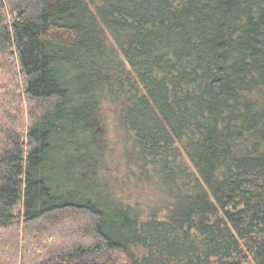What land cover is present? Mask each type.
<instances>
[{
  "label": "trees",
  "instance_id": "1",
  "mask_svg": "<svg viewBox=\"0 0 264 264\" xmlns=\"http://www.w3.org/2000/svg\"><path fill=\"white\" fill-rule=\"evenodd\" d=\"M0 264H264V0H0Z\"/></svg>",
  "mask_w": 264,
  "mask_h": 264
},
{
  "label": "rangeland",
  "instance_id": "2",
  "mask_svg": "<svg viewBox=\"0 0 264 264\" xmlns=\"http://www.w3.org/2000/svg\"><path fill=\"white\" fill-rule=\"evenodd\" d=\"M103 114L106 120V130L101 138L98 169L102 180L107 181L109 187L115 188L130 202H139L142 206L148 207V205L159 201L160 197L153 186L142 183L138 179L137 168L129 166L127 163L125 152L129 147V140L120 127L115 105L106 102L103 106ZM62 162L64 169L69 160L63 157L61 158ZM58 176L61 177V174Z\"/></svg>",
  "mask_w": 264,
  "mask_h": 264
}]
</instances>
